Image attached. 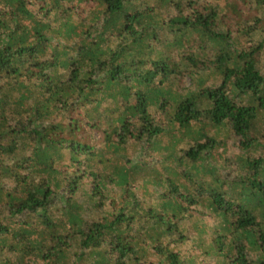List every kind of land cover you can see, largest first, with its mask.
Returning <instances> with one entry per match:
<instances>
[{"label":"trees","instance_id":"obj_1","mask_svg":"<svg viewBox=\"0 0 264 264\" xmlns=\"http://www.w3.org/2000/svg\"><path fill=\"white\" fill-rule=\"evenodd\" d=\"M0 264H264V0H0Z\"/></svg>","mask_w":264,"mask_h":264}]
</instances>
